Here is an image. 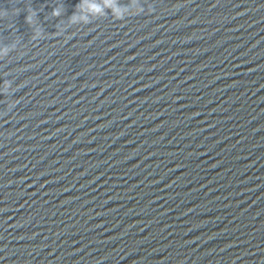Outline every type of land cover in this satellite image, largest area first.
Instances as JSON below:
<instances>
[{
    "label": "water",
    "instance_id": "1",
    "mask_svg": "<svg viewBox=\"0 0 264 264\" xmlns=\"http://www.w3.org/2000/svg\"><path fill=\"white\" fill-rule=\"evenodd\" d=\"M78 3L0 0V264H264V0Z\"/></svg>",
    "mask_w": 264,
    "mask_h": 264
},
{
    "label": "clouds",
    "instance_id": "2",
    "mask_svg": "<svg viewBox=\"0 0 264 264\" xmlns=\"http://www.w3.org/2000/svg\"><path fill=\"white\" fill-rule=\"evenodd\" d=\"M105 7L111 8L114 13L118 11V7L116 5V0H107L106 5H101L95 0H79V3L76 5L75 11L73 14L68 18V22L71 25H79V24H90L92 22L91 16L99 15L101 12L105 10ZM64 12L63 6H56L53 8L50 15L52 17H60ZM8 12L0 9V20L6 18L8 16ZM35 17H36V11L32 8L28 9V15L26 17V22L32 26L35 23ZM116 19L118 21H123L124 17L123 15H117ZM60 31V29H58ZM45 37V32L43 29H37L33 36V40H40ZM9 52V49L7 47L0 49V58L3 56H6ZM10 88L9 82L5 81L3 84H0V95H4L7 97L8 91ZM15 102H10V107Z\"/></svg>",
    "mask_w": 264,
    "mask_h": 264
}]
</instances>
